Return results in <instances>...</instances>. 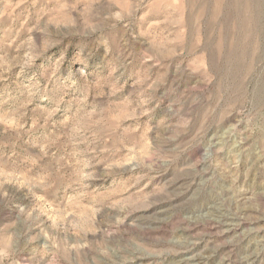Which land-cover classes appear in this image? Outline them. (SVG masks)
Returning <instances> with one entry per match:
<instances>
[{
	"label": "rangeland",
	"instance_id": "rangeland-1",
	"mask_svg": "<svg viewBox=\"0 0 264 264\" xmlns=\"http://www.w3.org/2000/svg\"><path fill=\"white\" fill-rule=\"evenodd\" d=\"M0 264H264V0H0Z\"/></svg>",
	"mask_w": 264,
	"mask_h": 264
}]
</instances>
